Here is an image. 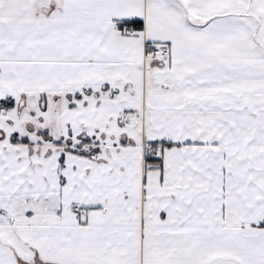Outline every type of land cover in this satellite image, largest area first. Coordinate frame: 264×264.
Segmentation results:
<instances>
[{"label": "snow or ice", "instance_id": "1", "mask_svg": "<svg viewBox=\"0 0 264 264\" xmlns=\"http://www.w3.org/2000/svg\"><path fill=\"white\" fill-rule=\"evenodd\" d=\"M0 264H264V0H0Z\"/></svg>", "mask_w": 264, "mask_h": 264}]
</instances>
